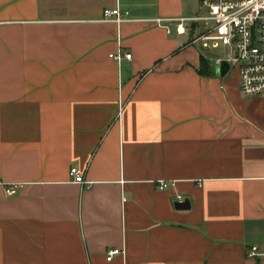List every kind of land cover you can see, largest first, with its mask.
Here are the masks:
<instances>
[{
    "label": "crops",
    "instance_id": "obj_1",
    "mask_svg": "<svg viewBox=\"0 0 264 264\" xmlns=\"http://www.w3.org/2000/svg\"><path fill=\"white\" fill-rule=\"evenodd\" d=\"M201 9L0 0V264H264V96L178 31Z\"/></svg>",
    "mask_w": 264,
    "mask_h": 264
},
{
    "label": "built area",
    "instance_id": "obj_2",
    "mask_svg": "<svg viewBox=\"0 0 264 264\" xmlns=\"http://www.w3.org/2000/svg\"><path fill=\"white\" fill-rule=\"evenodd\" d=\"M206 16H193L178 20V31L185 33L188 28L185 23H191L196 33L197 24L204 23L201 35L194 39L202 49L223 48L225 56L214 60L216 71L226 62L230 72L238 71L240 92L244 97L254 98L264 96V0H200ZM130 13L120 8L106 9L102 22H112L118 25L129 21ZM161 23L162 20H157ZM169 31V29H168ZM170 33V32H169ZM117 62L131 59L132 55L111 54ZM70 175L75 183L85 184L84 174L78 168H72ZM161 190H166L169 184L161 181ZM7 194L12 196L14 188H8ZM183 197L178 196V202ZM124 255L121 249H112L107 254V260L113 261ZM259 256L258 248H252L250 257Z\"/></svg>",
    "mask_w": 264,
    "mask_h": 264
},
{
    "label": "rangeland",
    "instance_id": "obj_3",
    "mask_svg": "<svg viewBox=\"0 0 264 264\" xmlns=\"http://www.w3.org/2000/svg\"><path fill=\"white\" fill-rule=\"evenodd\" d=\"M199 8V6H198ZM199 16H206L207 15V11L204 9H201V11L198 14ZM197 28H196V37L201 35L203 30H204V23L200 22L197 24ZM204 55L207 57V59L211 62H213L216 59L219 58H223L225 56V51L223 50V48L220 49H205L204 50ZM235 70V69H234ZM233 70V71H234Z\"/></svg>",
    "mask_w": 264,
    "mask_h": 264
},
{
    "label": "water",
    "instance_id": "obj_4",
    "mask_svg": "<svg viewBox=\"0 0 264 264\" xmlns=\"http://www.w3.org/2000/svg\"><path fill=\"white\" fill-rule=\"evenodd\" d=\"M230 65L228 63H224L220 69L217 70V73L222 77L226 76L230 72ZM191 207L190 201L185 200L183 202H177L176 208L177 210H189Z\"/></svg>",
    "mask_w": 264,
    "mask_h": 264
},
{
    "label": "trees",
    "instance_id": "obj_5",
    "mask_svg": "<svg viewBox=\"0 0 264 264\" xmlns=\"http://www.w3.org/2000/svg\"><path fill=\"white\" fill-rule=\"evenodd\" d=\"M199 73L203 77L215 76V70H214L212 64L205 58L202 59V65H201V69H200Z\"/></svg>",
    "mask_w": 264,
    "mask_h": 264
}]
</instances>
